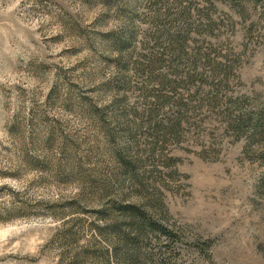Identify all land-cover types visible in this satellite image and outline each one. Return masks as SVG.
Listing matches in <instances>:
<instances>
[{
	"label": "rangeland",
	"instance_id": "374dc122",
	"mask_svg": "<svg viewBox=\"0 0 264 264\" xmlns=\"http://www.w3.org/2000/svg\"><path fill=\"white\" fill-rule=\"evenodd\" d=\"M0 264H264V0H0Z\"/></svg>",
	"mask_w": 264,
	"mask_h": 264
},
{
	"label": "trees",
	"instance_id": "16d2710c",
	"mask_svg": "<svg viewBox=\"0 0 264 264\" xmlns=\"http://www.w3.org/2000/svg\"><path fill=\"white\" fill-rule=\"evenodd\" d=\"M129 216L136 217L135 215H133V214H131V213L129 214ZM146 223H147V222H146ZM148 224H149V223H148ZM141 229H142V228H137L138 231H141Z\"/></svg>",
	"mask_w": 264,
	"mask_h": 264
}]
</instances>
